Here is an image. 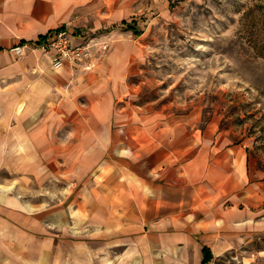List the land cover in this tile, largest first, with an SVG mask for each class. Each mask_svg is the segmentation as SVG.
<instances>
[{"label": "crops", "instance_id": "0c3cea01", "mask_svg": "<svg viewBox=\"0 0 264 264\" xmlns=\"http://www.w3.org/2000/svg\"><path fill=\"white\" fill-rule=\"evenodd\" d=\"M123 21L104 0H0V164H11L14 152L23 150L25 117L30 123L36 115L64 116L56 127L66 134L52 137V157L75 163L76 150L81 158L75 195L84 197L78 208L83 214L69 226H82L84 240L69 243L76 252L77 246L83 249L85 264L98 254L101 264H202L204 247L214 261L229 249L224 234L235 228V215L246 212L237 203H251L252 193L263 192L264 180L251 183L241 144L220 147L211 135L189 131L186 121L149 114L131 123L112 122L113 101L132 54L123 37L133 30L123 31ZM58 27L76 39L87 33L108 40L110 47L90 70L70 65L53 70L38 51L19 58L11 52ZM18 128L22 142L13 144ZM44 141L39 137V144ZM15 161L23 164L22 152ZM11 202L0 195V264H27V254L11 250ZM35 256L43 260L41 253ZM59 256L52 255V264H59Z\"/></svg>", "mask_w": 264, "mask_h": 264}, {"label": "rangeland", "instance_id": "374dc122", "mask_svg": "<svg viewBox=\"0 0 264 264\" xmlns=\"http://www.w3.org/2000/svg\"><path fill=\"white\" fill-rule=\"evenodd\" d=\"M104 2L141 33L136 37L119 25L128 31L123 39L131 43L132 54L113 101L112 122L131 123L149 114L186 121L189 131L194 127L205 138L211 135L220 147L241 144L253 171L251 183L263 181L264 0ZM61 117L36 115L30 123L25 117L23 150L14 152L11 164H0V195L13 205L11 250L27 254L30 264H52L53 254L60 255L59 264L86 263L83 249L71 246L84 240L82 226H69L83 214L78 208L84 197L75 195L82 182L81 158L76 150L75 163L52 157V137L66 134L56 127L59 119L64 123ZM70 118L75 123L78 117ZM20 130L13 132V144L22 142ZM21 152L23 164L15 161ZM259 187L263 192L252 193L251 203H237L246 212L235 215V228L223 233L229 249L209 264H264V185ZM35 253L43 260L34 259ZM100 257L92 256L91 264H101Z\"/></svg>", "mask_w": 264, "mask_h": 264}, {"label": "built area", "instance_id": "2783aa9c", "mask_svg": "<svg viewBox=\"0 0 264 264\" xmlns=\"http://www.w3.org/2000/svg\"><path fill=\"white\" fill-rule=\"evenodd\" d=\"M109 47L108 40H101L95 36L76 39L68 28L58 27L34 42L16 44L11 51L16 57L38 51L49 59L53 70L61 69L65 65L90 70Z\"/></svg>", "mask_w": 264, "mask_h": 264}, {"label": "trees", "instance_id": "16d2710c", "mask_svg": "<svg viewBox=\"0 0 264 264\" xmlns=\"http://www.w3.org/2000/svg\"><path fill=\"white\" fill-rule=\"evenodd\" d=\"M123 23L125 24V26H126L128 29H132V30H133V33H134L135 35L140 34V31L135 30V28L132 27L131 24L126 23V21H123ZM40 38H41V37H40ZM202 254H203L202 264H208L209 262L212 261V259H213V254H212L211 250H210L208 247H204V248H203V250H202Z\"/></svg>", "mask_w": 264, "mask_h": 264}]
</instances>
